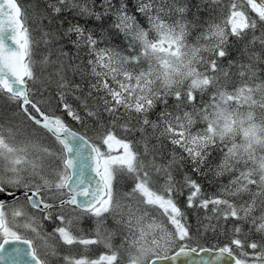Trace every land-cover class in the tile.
Masks as SVG:
<instances>
[{"label": "snow or ice", "instance_id": "snow-or-ice-1", "mask_svg": "<svg viewBox=\"0 0 264 264\" xmlns=\"http://www.w3.org/2000/svg\"><path fill=\"white\" fill-rule=\"evenodd\" d=\"M45 13L0 0V259L264 264V0H54ZM189 173L222 182L209 196Z\"/></svg>", "mask_w": 264, "mask_h": 264}, {"label": "trees", "instance_id": "trees-1", "mask_svg": "<svg viewBox=\"0 0 264 264\" xmlns=\"http://www.w3.org/2000/svg\"><path fill=\"white\" fill-rule=\"evenodd\" d=\"M20 2L25 6V7H28L30 9V15H32L33 17H36V18H42L41 16L46 14L45 13V10L47 9L48 7V4L49 3H53L54 0H20ZM79 3H83V0H78ZM98 2V0H97ZM89 3H91V0H89ZM222 7V5H221ZM212 9H213V5H211L210 3H206L204 5V17L203 19H209L210 15L213 14L212 12ZM73 15L72 13H68V12H65L63 13V15L60 17L61 19H63L65 21L63 27L66 29L68 27V22L71 21L73 23L76 22V20L73 19ZM76 19L79 20V23L82 25V26H85V27H93V23L91 20H89V18L87 16L85 17H77ZM85 21H88L87 24H85ZM48 21L45 19L44 20V24L47 25ZM256 35L259 36L260 33L259 31L256 32ZM250 38V37H249ZM257 50H259V45L257 44ZM236 55V52L235 50L232 52V56H235ZM229 58H232L231 56ZM225 66L227 64V61L224 62ZM45 95V98L47 99L48 97V93H44ZM77 95H79L77 93ZM1 104L3 105L5 102L3 100H0ZM171 102V101H170ZM43 103V101H42ZM68 103L73 105V107L76 106V103L77 101L74 99V97L72 95H69L68 96ZM52 107L54 108L55 107V102H53V105ZM58 115H62L63 116V119L66 121V123L73 129H75L76 131H79L81 133H83L84 129L81 128V126L73 121L71 119V117L67 116L66 114H63V111L61 110L60 112L57 113ZM23 117H20V116H17V120L20 121L22 120ZM190 175H192V178L193 179H198L199 183L202 185V189L204 191L205 194L211 196L214 192L217 191L220 183L222 182L221 180H213V177L211 175H208L207 177H197L196 175L192 174V173H189ZM176 179L177 180H180L181 179V176L180 175H177L176 176ZM163 181H161L162 183ZM122 184L125 185L124 187V191H128L129 190V185L127 184L126 181L122 180L121 181ZM187 194V189L184 190V195L180 196L179 197V201H180V204L182 207L186 209V205L184 204V199H185V196ZM189 214V220L190 222L192 223L193 227L196 226L197 224V218L196 216L189 210L188 212ZM201 216H203V213H201ZM80 227L83 231L85 232H88V231H91L94 229L95 225H94V222L92 219L90 218H84L82 219L81 223H80ZM107 227L109 230H114L115 229V224L113 222V220L109 219L107 221ZM229 227H231V225H229ZM245 230H247V225H244L243 226ZM45 228L48 230V231H51V229H48L46 226ZM259 236V234H256L254 236L255 239H257L256 237ZM121 242V237L119 235H114L113 236V239H112V243L114 245H119ZM201 243H205V246H210L211 244H217V240L216 239H213L212 238V235L211 233H209L208 235V239L207 241H201ZM82 251V249H81ZM107 249L104 248L103 245H98V246H92L90 249H88L87 253L89 255L90 258L92 259H96L98 258V256L104 252H106Z\"/></svg>", "mask_w": 264, "mask_h": 264}, {"label": "water", "instance_id": "water-1", "mask_svg": "<svg viewBox=\"0 0 264 264\" xmlns=\"http://www.w3.org/2000/svg\"><path fill=\"white\" fill-rule=\"evenodd\" d=\"M75 131V130H74ZM210 256H212V253H203V252H198L193 259H208ZM186 258H181V261L185 260ZM0 264H13L11 259L5 258V259H0Z\"/></svg>", "mask_w": 264, "mask_h": 264}, {"label": "rangeland", "instance_id": "rangeland-1", "mask_svg": "<svg viewBox=\"0 0 264 264\" xmlns=\"http://www.w3.org/2000/svg\"><path fill=\"white\" fill-rule=\"evenodd\" d=\"M42 16H43V15H42ZM42 16H41V17H42ZM0 105H2L1 102H0ZM17 122H19V121L17 120ZM44 226H46L48 229H52V227H53V226L51 225V223H49V222H45V225H44ZM256 238H257V240H259V239H260V235L257 236ZM213 245H215V244H211L210 246H213Z\"/></svg>", "mask_w": 264, "mask_h": 264}, {"label": "bare ground", "instance_id": "bare-ground-1", "mask_svg": "<svg viewBox=\"0 0 264 264\" xmlns=\"http://www.w3.org/2000/svg\"><path fill=\"white\" fill-rule=\"evenodd\" d=\"M73 129V128H72ZM73 130H75V129H73Z\"/></svg>", "mask_w": 264, "mask_h": 264}]
</instances>
